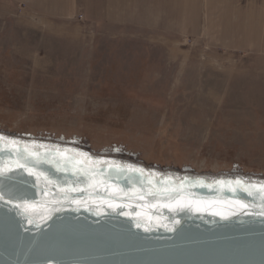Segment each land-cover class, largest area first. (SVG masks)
Wrapping results in <instances>:
<instances>
[{
	"label": "rangeland",
	"instance_id": "rangeland-1",
	"mask_svg": "<svg viewBox=\"0 0 264 264\" xmlns=\"http://www.w3.org/2000/svg\"><path fill=\"white\" fill-rule=\"evenodd\" d=\"M0 126L264 172V0H0Z\"/></svg>",
	"mask_w": 264,
	"mask_h": 264
},
{
	"label": "water",
	"instance_id": "water-1",
	"mask_svg": "<svg viewBox=\"0 0 264 264\" xmlns=\"http://www.w3.org/2000/svg\"><path fill=\"white\" fill-rule=\"evenodd\" d=\"M0 135L19 141L21 146L25 142H35L47 148L58 146L86 153L93 159L114 161L112 167L103 165L105 174L111 177L108 183L124 190L116 194L114 202L133 205L131 209L115 211L101 205L102 199H109L111 190L100 187L98 193L92 192L91 195L88 192L74 193L75 198L84 201L77 209L64 199V193L60 191L67 181L74 180L71 173L65 175L51 166L42 165V170L59 181L60 186L55 183L46 185L42 181L40 187H35L34 177H28L22 170L17 171L16 180L5 183L16 195L32 204L28 211L39 222V227L28 225L17 210L9 211L0 206V264H264V218L241 213L224 219L212 214L215 211L230 214L235 206L226 203L209 206L201 212L141 208L138 205H150L155 201L148 196L141 201L124 195L125 192L131 195L133 188L146 191L148 179L160 186L167 178L169 184L184 182L190 198L227 199L228 193L188 185L198 180L212 184L216 180L235 181L237 178L264 183L263 171L242 168L198 170L189 165L147 161L123 148H95L76 136L36 134L2 126ZM8 156L7 151L0 152V162H7ZM128 165L143 168L144 176L127 171ZM117 166L125 169L124 174H116ZM149 173L155 175L149 177ZM239 195L249 200L246 194ZM57 207L60 210L53 211ZM121 211L160 215L164 218L162 223L174 230L167 231L154 221L152 230L146 232L143 226L136 227L132 217L121 215ZM47 216L51 218L45 221L43 217ZM173 220L179 223L174 224Z\"/></svg>",
	"mask_w": 264,
	"mask_h": 264
},
{
	"label": "snow or ice",
	"instance_id": "snow-or-ice-1",
	"mask_svg": "<svg viewBox=\"0 0 264 264\" xmlns=\"http://www.w3.org/2000/svg\"><path fill=\"white\" fill-rule=\"evenodd\" d=\"M0 142H2L0 143V152L7 151L9 153L7 162H0V206L7 207L9 211L12 209L17 210L20 215L24 216L28 225L39 227V222L28 211L32 207V204L27 199H24L23 196L16 195L13 188H9L5 181H15L17 171L22 170L28 177L35 178L33 181L35 187H40L42 181L46 185L55 183L57 186H60L59 181L54 180L47 172L42 170V165L51 166L56 172L65 175L71 173L74 180L67 181L64 186L60 187V191L64 193V199L76 205L77 209L82 206L84 201L75 198L73 196L74 193L88 192L91 195L92 192L98 193L100 187H104L106 191L111 190L109 199H102L100 201L101 205H107L113 211L116 209H131L133 207L131 203L114 202L116 194L124 190L108 183L111 177L105 174L103 168V165L112 167L115 165L114 161L93 159L86 153L58 146L47 148L45 145L36 144L35 142H25L21 146L19 141L6 139L3 135H0ZM96 165H100L101 167L97 168ZM126 167L127 171L144 176L145 170L143 168H136L132 165ZM124 172V168L117 166V175H122ZM148 175L151 177L155 174L149 173ZM186 180L187 178H185ZM129 181L131 183L130 177ZM145 187L146 191L133 188L131 189V195L128 192H125L124 195L129 197V199L135 198L141 201L145 199V196H148L152 197L155 201V203H151L150 205H138L141 208L148 206L156 209L166 208L171 212L185 210L201 212L207 210L209 206L226 203L235 206L230 214L220 211H215L212 214L221 216L224 219H228L229 215L235 216L241 213L264 218V183L242 181L237 178L235 181L216 180L212 184H206L204 181L198 180L188 185L191 188H208L221 194H230L227 199L213 198L211 200L190 198L186 194V184L184 182H181L179 185L169 184L167 178H165V182L160 186L154 185L152 180L148 179ZM41 191L44 195H47L44 189H41ZM240 193L246 194L249 200L246 201L240 198ZM235 209H239L240 211H236ZM59 210L58 207L53 209V211ZM121 215L132 217L135 220L136 227L140 228L143 226L146 232L152 230L154 221L157 226L164 227L167 231L174 230L169 228L167 224L162 223L164 218L160 215L153 216L142 211H121ZM50 218V216L43 217L45 221ZM173 223L177 224L179 221L173 220Z\"/></svg>",
	"mask_w": 264,
	"mask_h": 264
}]
</instances>
